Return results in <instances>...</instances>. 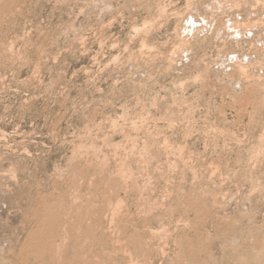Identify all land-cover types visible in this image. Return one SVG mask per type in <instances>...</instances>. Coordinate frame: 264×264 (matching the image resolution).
I'll return each instance as SVG.
<instances>
[{
    "label": "rangeland",
    "instance_id": "rangeland-1",
    "mask_svg": "<svg viewBox=\"0 0 264 264\" xmlns=\"http://www.w3.org/2000/svg\"><path fill=\"white\" fill-rule=\"evenodd\" d=\"M0 2V264H264V0Z\"/></svg>",
    "mask_w": 264,
    "mask_h": 264
},
{
    "label": "bare ground",
    "instance_id": "bare-ground-1",
    "mask_svg": "<svg viewBox=\"0 0 264 264\" xmlns=\"http://www.w3.org/2000/svg\"><path fill=\"white\" fill-rule=\"evenodd\" d=\"M0 4H1V2H0ZM3 4V3H2ZM3 5H1V7H2ZM4 6H7V5H4ZM3 6V7H4ZM1 9V8H0ZM244 85V84H243ZM248 87L246 86V90L245 91H243L242 93H241V95L240 96H238V94H236L238 97H237V101H247L248 99H249V97H250V91H249V89H247ZM236 95H235V97H236ZM110 181H112V180H110ZM109 181V182H110ZM92 194V193H91ZM106 201V200H105ZM190 201H187L186 203H188V207L189 208H192L193 207V204L194 203H189ZM105 203V202H104ZM101 204V203H100ZM99 204V205H100ZM106 204V203H105ZM115 208L120 204L119 203V201H116L115 203ZM184 204V203H183ZM94 205V204H93ZM98 205V207H100ZM184 205H186V204H184ZM96 206V205H95ZM104 206L105 205H103V208H104ZM88 207V208H87ZM184 207V206H183ZM72 208V207H71ZM87 208V209H86ZM86 208H85V210H83V209H81L80 211H75L73 208L71 209V210H69V211H67V212H63V210L62 209H60L59 207L58 208H54V209H52V210H48L47 209V207H43V208H41V209H39V212H38V217L36 216L35 218L36 219H39L38 220V223H37V225L36 226H38L37 227V229H36V231L33 233V236H32V238H31V240H30V245H29V247H25V249L24 250H21V251H23V255H22V259H23V261H24V258H26L27 260H28V258L29 257H31V258H33V259H35V261H36V259H40V258H42L43 256L44 257H46L45 255L48 253L49 254V248H48V244L46 243L47 242V239L49 238V236H51V234L54 232V231H56V229L55 228H61V229H66L67 231L66 232H68L66 235H68V236H70L71 238H69V240H70V242H71V240H72V243H73V247H72V249H71V255H70V257H69V259L68 258H65V259H68L67 261H65V264H78L79 262H77V261H80L81 260V258H80V260H78L77 259V261H76V256H78L79 254H80V249H77L78 248V246H79V240H81L82 238V236L84 235V234H86L87 232H89V231H87L85 228H86V224H87V226H88V221L90 220V218H91V215L92 216H94L92 213H95V214H97L98 215V210L100 209H98L97 208V206H96V209L95 210H97V212H93V207L89 204V205H87L86 206ZM95 208V207H94ZM103 208H102V211H103ZM114 208V207H113ZM110 209V210H113L114 211V209ZM186 208H187V205H186ZM194 208V207H193ZM105 209V208H104ZM106 210V209H105ZM107 210H108V208H107ZM106 210V211H107ZM101 210H100V212H102ZM186 211V210H185ZM108 212H112V211H108ZM37 213V212H36ZM186 213V212H185ZM184 213V214H185ZM102 213H100V215H101ZM105 214H107V213H105ZM111 214V213H110ZM113 214V213H112ZM35 215V214H34ZM100 215H98V217L100 216ZM115 215V214H114ZM113 215V217H115ZM182 215V214H181ZM187 215V214H186ZM111 216V215H110ZM183 216H185V215H183ZM182 216V217H183ZM102 217V216H101ZM188 217V216H187ZM63 220H62V219ZM93 218V217H92ZM96 218V216H94V218L92 219V220H94ZM98 219V218H97ZM97 219L95 220V222H98L97 221ZM99 219H100V217H99ZM186 219V218H185ZM101 220V219H100ZM112 220H113V218H112ZM183 220H184V218H183ZM108 221H109V219H108ZM111 221V220H110ZM113 221H115V220H113ZM112 221V222H113ZM37 222V221H36ZM35 222V223H36ZM90 222V221H89ZM185 222H187V221H184V226H186L185 224ZM99 223V222H98ZM100 223H101V221H100ZM111 223V222H110ZM94 224V223H93ZM92 224V225H93ZM55 226V228L53 227V226ZM89 225H91V224H89ZM95 225H96V223H95ZM100 225V224H99ZM99 225H97L96 227H98ZM114 225H115V223H114ZM102 226V225H101ZM104 226V225H103ZM116 226V225H115ZM146 226H148V225H146ZM100 227V226H99ZM88 228V227H87ZM101 228V227H100ZM105 228V227H104ZM55 229V230H54ZM96 229V228H95ZM108 229V228H107ZM114 229H115V227H114ZM98 230V229H97ZM96 230V231H97ZM106 230V229H105ZM111 230V229H110ZM123 230H124V228H123ZM63 231V230H62ZM95 231V232H96ZM109 231V230H108ZM119 231V230H118ZM33 232V231H32ZM59 232V231H58ZM63 232H65V230L63 231ZM113 232V231H112ZM111 232V233H112ZM199 232V231H198ZM57 233V232H56ZM92 233H93V231H92ZM105 233V232H104ZM110 233V234H111ZM55 234V233H54ZM101 234H103V232L101 233ZM56 235V234H55ZM57 235H60L61 236V234H57ZM97 235V234H96ZM108 235V234H107ZM106 235V236H107ZM112 235V234H111ZM81 236V237H80ZM87 236H88V238H89V236L90 235H88L87 234ZM87 236H85L84 235V237H87ZM91 236L94 238V234H91ZM98 236H99V234H98ZM97 236V238H99ZM109 236V235H108ZM120 236V235H119ZM124 236V235H123ZM54 237V236H53ZM52 237V238H53ZM79 237H80V239H79ZM83 237V238H84ZM101 237H103V236H101ZM100 237V238H101ZM110 237V236H109ZM187 237V236H186ZM42 238H43V240H42ZM55 238H57L56 236H55ZM61 238V237H60ZM59 238V239H60ZM65 238V237H64ZM99 238V239H100ZM114 238H115V236H114ZM119 238H121V236L119 237ZM124 238V237H123ZM44 239H45V241H44ZM50 239V238H49ZM48 239V240H49ZM61 239H63V238H61ZM85 239V238H84ZM89 239H91V238H89ZM88 239V240H89ZM112 239V238H111ZM53 240V239H52ZM66 240V239H65ZM68 240V241H69ZM92 240H94V239H92ZM91 240V241H92ZM96 240V239H95ZM118 240V239H117ZM120 240V239H119ZM127 240V239H126ZM60 241V240H59ZM63 240H61V242H62ZM67 241V240H66ZM67 241V242H68ZM103 241H105V240H103ZM109 241H111V240H109ZM49 242V241H48ZM53 242V241H52ZM51 242V243H52ZM84 242V241H83ZM94 242V241H93ZM99 242H100V240H99ZM98 242V243H99ZM113 242H115L114 240H113ZM192 242V241H191ZM86 243V242H85ZM106 243H108V242H106ZM125 243V242H124ZM137 243H138V241H135V236L134 235H131L130 237H129V239L127 240V244L128 245H130V247H132V249H136V247H138L137 246ZM140 243V242H139ZM46 244L48 245V246H46ZM54 244V243H53ZM56 244V243H55ZM58 244H60V243H58ZM57 244V245H58ZM91 244H92V242H91ZM103 244V243H102ZM126 244V243H125ZM187 244V243H186ZM63 245V244H62ZM62 245H60V246H62ZM81 245H83V243L81 244ZM90 245V244H89ZM99 245V244H98ZM107 245H109V244H107ZM107 245H106V247H107ZM127 245V246H128ZM66 246V245H65ZM84 246V245H83ZM86 246V245H85ZM100 246H102V245H100ZM105 246V245H104ZM126 246V245H125ZM52 247H54L53 245H52ZM59 247V246H58ZM64 247V246H63ZM63 247H61V250L62 251H65V250H63L64 248ZM87 247V246H86ZM63 248V249H62ZM67 248V247H66ZM70 248V247H69ZM80 248H82V247H80ZM89 248V247H88ZM124 248V247H123ZM23 249V248H22ZM56 249V248H55ZM120 249V248H119ZM127 249H128V247H127ZM127 249H124V250H127ZM141 248H139V250H140ZM51 250V249H50ZM83 250V249H82ZM81 250V251H82ZM84 250H85V248H84ZM86 251V250H85ZM123 251V250H122ZM52 252V251H51ZM50 252V253H51ZM56 252V251H55ZM58 252V251H57ZM124 252V251H123ZM60 253H61V251H60ZM67 253H69V252H67ZM128 253V252H127ZM57 254V253H56ZM165 254V253H164ZM60 254H58V256H59ZM82 255V254H81ZM51 256H53V255H51ZM167 256H168V254H167ZM50 257V256H49ZM56 257H57V255H56ZM60 257V256H59ZM59 257H58V259H59ZM62 257V256H61ZM61 257H60V261H62V260H64L63 258L61 259ZM65 257H66V255H65ZM68 257V256H67ZM73 257V258H72ZM78 257H80V256H78ZM125 257V256H124ZM153 257V256H152ZM162 257H164V256H162ZM52 258V257H51ZM51 258H48V259H51ZM75 258V259H74ZM131 258V257H130ZM154 258V257H153ZM173 258H175V257H173ZM54 259H56L55 258V255H54ZM110 259V258H109ZM52 260V259H51ZM169 260H170V258H169ZM173 260V259H172ZM26 261V260H25ZM113 261V260H112ZM135 261V260H134ZM137 261V260H136ZM27 262V261H26ZM42 262H43V260H42ZM54 262V261H53ZM55 262H59L58 260L57 261H55ZM111 262V261H110ZM81 263H82V261H81ZM86 263V262H85ZM109 263V262H108ZM108 263H106V264H108ZM31 264H34V263H31ZM55 264V263H54ZM59 264V263H58ZM83 264V263H82ZM127 264H129L128 262H127Z\"/></svg>",
    "mask_w": 264,
    "mask_h": 264
}]
</instances>
